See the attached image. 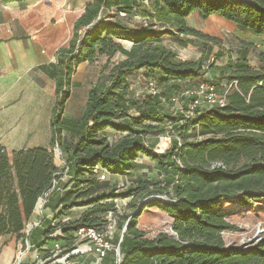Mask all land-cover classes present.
<instances>
[{
  "label": "trees",
  "instance_id": "trees-1",
  "mask_svg": "<svg viewBox=\"0 0 264 264\" xmlns=\"http://www.w3.org/2000/svg\"><path fill=\"white\" fill-rule=\"evenodd\" d=\"M126 1L90 2L75 21L68 44L59 49L49 146L10 154L0 143V248L5 235L32 247L35 231L41 229L38 246L51 239L62 251H72L76 232L81 227L105 230L112 211L119 232L111 240L116 249L121 247V264H264V238L246 245L228 244L224 238L225 232L237 229L228 220L236 205L226 204L248 207L258 201L264 206V68L248 60L254 49L264 62V53L250 43L226 65L207 67L203 57L181 59L163 42L168 35H190L220 44L218 37L188 26L187 17L194 11L203 18L221 15L241 31L263 35L264 0H148L149 7L145 0ZM135 15L145 17L144 23L133 25ZM118 53L124 58L110 67L108 83L92 86L80 116L65 122L79 65ZM210 70L220 71L219 79L235 82L224 107H198L190 116L166 112L164 102L173 93L203 82L215 84L205 76ZM139 72L155 76L163 91L156 87L157 94L137 100L131 77ZM66 123L70 135L63 137ZM161 125L171 126L177 135L165 151L149 141V134L164 130ZM110 131L118 137H111ZM56 146L66 160L64 170L55 162ZM143 156L166 174L164 181L136 178L120 188L100 179L103 172L133 174ZM64 175L68 179L63 180ZM154 192L165 193L173 202L146 200L158 194ZM45 195L52 218L46 215L26 233ZM123 196L131 198L130 211L116 206L115 199ZM75 207H85L79 219L62 221ZM147 207H157L173 219L170 231L151 237L138 227ZM57 230L61 234L53 236Z\"/></svg>",
  "mask_w": 264,
  "mask_h": 264
},
{
  "label": "crops",
  "instance_id": "crops-1",
  "mask_svg": "<svg viewBox=\"0 0 264 264\" xmlns=\"http://www.w3.org/2000/svg\"><path fill=\"white\" fill-rule=\"evenodd\" d=\"M92 1L0 0V143L6 146L9 152L37 146L47 147L50 144L51 133L49 132L48 137L43 136L41 142H39V133L40 126L45 128L47 124L52 132L51 116L56 99L55 76L58 69L57 53L61 47L68 44L75 21ZM126 2L132 4L133 0ZM149 3L150 1L145 0L144 6L149 7ZM213 16L220 17L226 24L236 25L218 14H212L209 17ZM202 18L199 11H194L187 17V24L189 27L208 34L203 31ZM144 21L145 17L141 15H135L131 19L133 25L144 23ZM167 37L174 38L178 42L185 39L170 35L164 37L163 42L172 49L174 48L168 43ZM185 37L187 38L183 40L185 46L200 44V42L211 43L195 36L186 35ZM87 64L89 62H83L79 67ZM137 75H133L131 79L136 81ZM44 95H48V100L52 102L45 107V113L40 121L38 118V113L41 111L39 105ZM155 141L153 139L152 142ZM139 162L141 166L133 174L109 175L108 179L118 184L120 188L128 185L132 179H153L154 177L149 175L148 167L157 166L156 163L144 156L139 158ZM47 210V218L51 219L52 209L48 207ZM84 210L85 207H75L70 215L61 220L75 221L79 219ZM59 234L60 231L57 230L53 236ZM42 240V230L35 231L32 241L36 245L27 247L25 256L19 260V264H115L117 260L116 248L99 260L89 242L76 240L72 249L77 248V250L72 253V251L57 249L55 242L51 239L38 246ZM16 251L17 245L14 240L8 247L2 249L0 264H15L13 259L18 256H16Z\"/></svg>",
  "mask_w": 264,
  "mask_h": 264
},
{
  "label": "rangeland",
  "instance_id": "rangeland-1",
  "mask_svg": "<svg viewBox=\"0 0 264 264\" xmlns=\"http://www.w3.org/2000/svg\"><path fill=\"white\" fill-rule=\"evenodd\" d=\"M222 20L223 19H221L220 17L213 16L207 18L206 20L202 18L201 21L203 31L218 37L221 40L220 44H216L214 42L205 44L204 42H200V44L192 45H187L186 43L187 46H185L184 41L187 40L186 37H183L185 38L183 39L184 41L180 40L179 42L174 38L167 37V39L169 40L168 43L172 44L174 50L178 52V55L181 59L189 60L196 59L197 57H203V59H205L207 67L212 64L215 66L226 65L232 56L233 59H235L240 55L242 46L248 44L250 45V43L254 46V48L264 53V34L260 36L253 35L249 32L239 30L236 25L226 24ZM219 54L222 55L220 56ZM123 58L124 56L119 53L111 59H108L106 56H102L93 63H89L86 66L77 68V71L73 76L72 97L69 99L66 110L63 113V120L65 122L74 121L80 116V113L85 105L88 90L92 86L98 84H107L110 75V67ZM248 60L253 67L259 69L264 68V62H262V60L257 56V54L254 52V49L251 51ZM106 64H108V66ZM137 74L138 75L136 81L132 80L133 78L131 79L132 92L137 100H140L141 102L147 100L150 97V94H152V88L158 87L160 88L159 90L161 92L163 91L164 88L159 85L158 79H156L155 76L146 78L140 72ZM219 74L220 71L210 70L206 73L205 76L211 79V81L215 82L219 90L225 91L229 87L230 81L228 79H219ZM44 96L45 97L40 101L39 105L41 111H39L38 113V118H40V121L42 120L45 113V107H47L48 104L50 105L52 102V100H48V95ZM186 101L188 100L186 99ZM182 105V102L173 104V102L169 99L164 102L165 110L168 113L186 112V109L184 108L185 106ZM161 126L163 129L164 125ZM49 132L51 133V127L49 126V124H47L45 128H42L40 126L39 142L42 141L43 136L48 137ZM110 132L111 137H118V135L114 132ZM69 135L70 126L68 125V123H66L64 125L63 137ZM176 137L177 135H175V131L168 125L162 132L156 131V133L149 134V141L152 143L153 139H155L157 145H159L162 150L165 151L172 146L173 139H175ZM54 151L55 162L57 166L60 167L61 170H64V164L66 163V160L64 159L63 155H61L58 146L55 147ZM12 153L13 152L10 151V154ZM157 168V166L152 165L148 167L149 175L154 177L153 179H150L155 181H164L166 174L161 172L160 170H158L159 168ZM64 178L68 179L67 175H64ZM107 179L108 176L106 180ZM154 193L166 195L163 192ZM46 200H48L47 195H45L41 199L33 219H31L27 224V227L25 229L26 233H28L29 226L33 224L34 226H38L40 223L39 221L47 215L48 210L46 209L45 205ZM130 200L131 198H127L124 196L120 197L118 202L120 206L119 210L130 211V209L128 208ZM257 202L254 203L253 206L248 207H242L238 204H226L227 208H233L236 205V208L228 217V220L232 223H235L237 225V229L235 231L224 233V238L228 244L246 245L256 243L260 239L264 238V206H262V203ZM172 221L173 219L159 208L147 207L140 213L137 225L140 229L145 230L147 232V235L152 237L161 231H170ZM116 230L117 229H115V231ZM117 232H119V230H117ZM14 240L16 241L17 245L16 256L18 255L13 259V262L15 263L19 260H22L25 256V250L28 247L26 240L25 243H23V240L18 241V238L16 236H2L1 242H3V244L0 248V254L2 249L8 247Z\"/></svg>",
  "mask_w": 264,
  "mask_h": 264
},
{
  "label": "built area",
  "instance_id": "built-area-1",
  "mask_svg": "<svg viewBox=\"0 0 264 264\" xmlns=\"http://www.w3.org/2000/svg\"><path fill=\"white\" fill-rule=\"evenodd\" d=\"M123 16L125 13H121ZM235 84L232 83L230 86L225 90L221 91L218 89L217 85L212 82H203L200 83L197 86L194 87H188L184 88L183 90L173 93L171 97V101L173 104L177 103H183L182 106H185L188 102V109L186 110V113L188 116L193 115L195 113V109L200 108H217V107H224L227 104V94L229 92V88ZM152 94H157L158 90L156 88H152ZM186 99L188 101H186ZM170 128H172L170 126ZM169 136V135H168ZM160 150L162 148L157 145ZM60 150V148L58 147ZM163 151V150H162ZM61 155L62 151L60 150ZM66 164H64L65 166ZM107 173L103 172L100 175L101 180H106ZM56 183V181H55ZM115 202L117 203L116 206L118 209H120L119 206V199H115ZM109 223L105 230H98L93 227H81L76 232V240L78 241H86L89 242L94 249V251L98 255V259L102 260L109 251L114 250L115 247L112 243L115 228H116V219L114 218V212L108 213ZM28 247H30V244L27 242ZM56 248L59 249V244H56ZM76 249L72 250V253H75ZM20 261L16 262L15 264H19Z\"/></svg>",
  "mask_w": 264,
  "mask_h": 264
},
{
  "label": "water",
  "instance_id": "water-1",
  "mask_svg": "<svg viewBox=\"0 0 264 264\" xmlns=\"http://www.w3.org/2000/svg\"><path fill=\"white\" fill-rule=\"evenodd\" d=\"M150 199H157V200H160V201H164V202H173V200H171L170 198H168L166 195H161V194H154V195H151L149 196L146 200H150ZM34 224L29 226L28 228V232L31 231V229L33 228ZM128 227V222L126 223L123 231H122V237H121V240L120 242H122L123 240V237L125 235V232H126V229ZM122 262V252H121V247L118 246L117 248V263L118 264H121Z\"/></svg>",
  "mask_w": 264,
  "mask_h": 264
}]
</instances>
